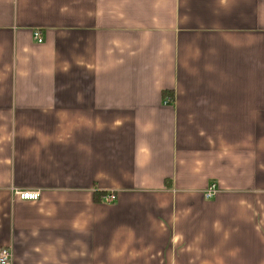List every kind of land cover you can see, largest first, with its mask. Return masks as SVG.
Returning <instances> with one entry per match:
<instances>
[{
  "label": "crops",
  "instance_id": "0c3cea01",
  "mask_svg": "<svg viewBox=\"0 0 264 264\" xmlns=\"http://www.w3.org/2000/svg\"><path fill=\"white\" fill-rule=\"evenodd\" d=\"M1 248L264 264V0H0Z\"/></svg>",
  "mask_w": 264,
  "mask_h": 264
},
{
  "label": "built area",
  "instance_id": "2783aa9c",
  "mask_svg": "<svg viewBox=\"0 0 264 264\" xmlns=\"http://www.w3.org/2000/svg\"><path fill=\"white\" fill-rule=\"evenodd\" d=\"M34 38L37 41V43L42 44L44 42V38L40 31L34 32ZM16 195L21 200H30V201H36L40 197L39 191H17L15 192ZM215 187H212L206 194L207 199H212L216 195ZM116 201V196L113 194H110L106 196L105 202L107 204H113ZM12 262V252L9 248H1L0 249V264H11Z\"/></svg>",
  "mask_w": 264,
  "mask_h": 264
}]
</instances>
